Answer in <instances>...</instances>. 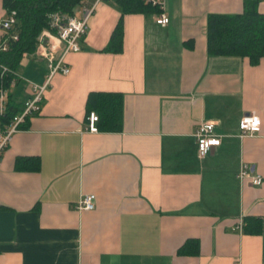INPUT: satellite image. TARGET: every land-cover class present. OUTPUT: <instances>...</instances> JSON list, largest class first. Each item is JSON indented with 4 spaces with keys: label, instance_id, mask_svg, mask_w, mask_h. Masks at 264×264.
Instances as JSON below:
<instances>
[{
    "label": "crops",
    "instance_id": "1",
    "mask_svg": "<svg viewBox=\"0 0 264 264\" xmlns=\"http://www.w3.org/2000/svg\"><path fill=\"white\" fill-rule=\"evenodd\" d=\"M244 2L164 0V26L154 13L121 16L111 0L96 6L69 72L2 155L0 264H264V57L207 51L208 16ZM120 16L122 50L104 51ZM18 72L42 83L47 69L29 56ZM16 91L29 94L22 81ZM91 92L121 95L119 129L86 130ZM251 113L260 130L241 137ZM202 123L220 144L199 156ZM242 165L261 185L238 178ZM87 194L94 208L77 209Z\"/></svg>",
    "mask_w": 264,
    "mask_h": 264
},
{
    "label": "trees",
    "instance_id": "2",
    "mask_svg": "<svg viewBox=\"0 0 264 264\" xmlns=\"http://www.w3.org/2000/svg\"><path fill=\"white\" fill-rule=\"evenodd\" d=\"M109 1V0H108ZM119 9L121 16L130 13H160L156 5L143 0H111ZM85 0H2L6 13L16 12V21L10 33H16L17 39L7 40V49L0 50L1 65L12 71H18L23 60L31 56L43 29H50L49 15L59 13L66 17L73 16ZM258 0H245L244 9L236 14H210L207 19V51L210 55H236L247 57L256 64L264 57V14L257 9ZM121 16L103 48L107 52L122 50L123 31ZM13 78L7 72L2 82L8 85ZM8 93L5 111L0 115L3 128L21 111L22 102L18 100L19 84ZM87 111L98 115L97 128L117 130L120 128L121 95L117 93L91 92L86 100ZM26 118L20 125L22 128ZM256 220V219H254ZM255 227L246 226L247 232H258Z\"/></svg>",
    "mask_w": 264,
    "mask_h": 264
},
{
    "label": "built area",
    "instance_id": "3",
    "mask_svg": "<svg viewBox=\"0 0 264 264\" xmlns=\"http://www.w3.org/2000/svg\"><path fill=\"white\" fill-rule=\"evenodd\" d=\"M103 0H93L88 2L85 0L77 9L78 14L66 17L59 13L49 15L50 29H43L38 37V43L31 56L45 61L47 69L45 78L42 83H35L22 77L18 71H12L6 66L1 65L0 71V115L5 111L7 96L10 91L16 86L19 81L25 82L28 87L29 94L27 98L22 101L21 111L17 113L12 120L4 126H0V164L2 155L8 146L11 136L14 132L19 130V125L26 119L37 114L41 108V102L45 91L50 86L54 75L58 73L67 74L69 67L65 62V57L71 52H78L80 50V40L86 34L88 29V21L93 14L96 6ZM145 3L156 5L160 9V13L156 14L155 22L159 25H166L169 18L163 14L162 8L164 0H143ZM76 11V12H77ZM16 12L11 11L6 13L0 19V50L7 49V40L9 38L16 40L17 34L10 33L16 21ZM11 72L13 78L8 85L2 82L3 76ZM258 119V124H257ZM98 115L92 111L88 114L86 130L96 132ZM256 126L257 130H253ZM240 136H250L260 130V119L257 115L251 113L241 117L238 123ZM196 141L199 156L206 155L211 147L220 144V137L214 131L212 123H202L196 133ZM238 178L240 180H247L254 186L261 185L263 179L258 173H254L247 165H242ZM95 206V196L87 194L82 196L76 205L80 210H92Z\"/></svg>",
    "mask_w": 264,
    "mask_h": 264
},
{
    "label": "clouds",
    "instance_id": "4",
    "mask_svg": "<svg viewBox=\"0 0 264 264\" xmlns=\"http://www.w3.org/2000/svg\"><path fill=\"white\" fill-rule=\"evenodd\" d=\"M257 124H258V119H257ZM253 130H257L256 126H254Z\"/></svg>",
    "mask_w": 264,
    "mask_h": 264
},
{
    "label": "rangeland",
    "instance_id": "5",
    "mask_svg": "<svg viewBox=\"0 0 264 264\" xmlns=\"http://www.w3.org/2000/svg\"><path fill=\"white\" fill-rule=\"evenodd\" d=\"M78 14V11L76 12ZM79 15V14H78Z\"/></svg>",
    "mask_w": 264,
    "mask_h": 264
}]
</instances>
